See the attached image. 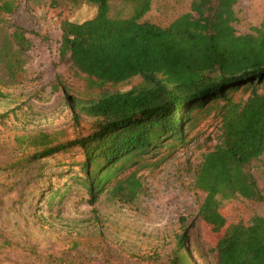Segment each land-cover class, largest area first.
<instances>
[{"label":"trees","instance_id":"trees-1","mask_svg":"<svg viewBox=\"0 0 264 264\" xmlns=\"http://www.w3.org/2000/svg\"><path fill=\"white\" fill-rule=\"evenodd\" d=\"M60 1L97 7L91 18L61 22L58 47L72 76L95 90L71 97L61 74L53 81L73 114L77 110L93 120V130L56 143L41 133L26 160L74 150L70 162L53 175L84 188L99 223L95 205L101 194L110 192L122 202L136 199L145 191L138 171L150 166L162 149L187 145L189 131L211 117L218 121L220 139L196 170L195 187L205 193L199 214L222 227L220 210L236 203L235 195L264 204L250 171L264 154V19L238 33L233 26L238 0H192L189 10L167 26L142 20L151 0H125L134 9L123 18L110 15L112 0H52L51 5ZM14 9L13 0H0V21ZM10 27V42L20 52L29 50L26 30ZM5 59L7 74L14 78L16 64ZM134 78L137 84L117 89ZM61 185H49L51 199ZM243 218L229 223L214 252L197 256L198 261L192 260L185 230L177 236L169 264H264V216ZM71 239L72 247L82 244Z\"/></svg>","mask_w":264,"mask_h":264},{"label":"rangeland","instance_id":"rangeland-1","mask_svg":"<svg viewBox=\"0 0 264 264\" xmlns=\"http://www.w3.org/2000/svg\"><path fill=\"white\" fill-rule=\"evenodd\" d=\"M13 1L15 9L2 14L0 21V264H169L177 236L185 230L196 258L214 252L229 223L241 217L245 222L250 214L264 216L262 202L239 195L234 196L236 203L222 206V227L199 214L205 193L195 187L196 170L220 139L218 121L210 117L189 131L187 145L162 149L150 166L138 171L145 191L136 199L122 202L110 192L101 194L95 205L97 223L84 188L53 175L70 162L74 150L33 163L26 160L41 133L56 143L93 130V120L77 110L73 114L65 93L53 89V81L61 74L71 97L95 90L72 76L68 63L59 58L58 47L61 22L91 18L97 7ZM191 1L151 0L142 20L167 26L189 10ZM109 5L113 18L130 16L134 9L125 0H112ZM257 9L255 0L237 1L238 20L233 26L238 33L264 19ZM10 25L26 30L29 50L20 52L10 42ZM5 58L16 64L14 78L7 74ZM137 82L134 78L116 87L127 90ZM250 171L264 194V154L252 162ZM59 182L60 191L51 199L49 185L55 188ZM72 237L82 244L72 247ZM54 258L59 260L54 263Z\"/></svg>","mask_w":264,"mask_h":264},{"label":"bare ground","instance_id":"bare-ground-1","mask_svg":"<svg viewBox=\"0 0 264 264\" xmlns=\"http://www.w3.org/2000/svg\"><path fill=\"white\" fill-rule=\"evenodd\" d=\"M251 1V0H250ZM256 7L260 14H264V0H255Z\"/></svg>","mask_w":264,"mask_h":264}]
</instances>
